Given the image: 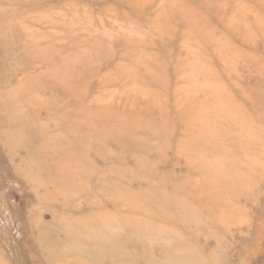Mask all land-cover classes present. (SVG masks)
I'll return each mask as SVG.
<instances>
[{
	"label": "rangeland",
	"instance_id": "obj_1",
	"mask_svg": "<svg viewBox=\"0 0 264 264\" xmlns=\"http://www.w3.org/2000/svg\"><path fill=\"white\" fill-rule=\"evenodd\" d=\"M0 264H264V0H0Z\"/></svg>",
	"mask_w": 264,
	"mask_h": 264
}]
</instances>
